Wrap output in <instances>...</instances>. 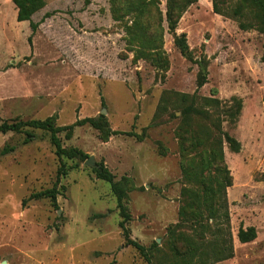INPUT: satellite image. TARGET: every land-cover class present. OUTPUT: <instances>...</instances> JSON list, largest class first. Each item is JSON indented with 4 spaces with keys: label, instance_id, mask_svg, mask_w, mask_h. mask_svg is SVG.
<instances>
[{
    "label": "rangeland",
    "instance_id": "1",
    "mask_svg": "<svg viewBox=\"0 0 264 264\" xmlns=\"http://www.w3.org/2000/svg\"><path fill=\"white\" fill-rule=\"evenodd\" d=\"M166 7L167 0H45L31 16L38 24L32 33L29 21L16 20L12 0H0V124L51 117L60 127L91 117L125 132L106 136L84 124L68 138L57 133L63 147L82 150L93 164L88 157L58 158L44 130L24 125L0 133V264H147L125 245L115 196L92 170L100 162L126 190L129 236L150 249L152 264H174L175 249L187 247L192 264H264L258 8L242 0H197L172 31ZM180 33L187 53L174 43ZM201 66L206 82L197 88ZM196 109L213 112L211 121L183 113ZM223 112L239 114L232 121ZM217 119L239 142L238 152L212 125ZM24 130L34 139L24 143ZM218 137L230 181L227 227L209 216L220 204L224 172L212 159L205 185L196 175L200 152ZM62 163L67 173L56 186V205L48 198L23 204L53 186ZM248 226L257 236L241 243L237 231ZM228 231L233 257L214 263Z\"/></svg>",
    "mask_w": 264,
    "mask_h": 264
},
{
    "label": "trees",
    "instance_id": "2",
    "mask_svg": "<svg viewBox=\"0 0 264 264\" xmlns=\"http://www.w3.org/2000/svg\"><path fill=\"white\" fill-rule=\"evenodd\" d=\"M242 1H249L253 5H255L258 8V16L259 21L263 27L264 31V0H242ZM13 4L16 7V20L17 21H29L30 23V29L33 33L35 29L37 28V23H33L31 21V16L38 11L39 9L43 8L45 5V0H12ZM197 2V0H167V7H166V20L168 23V28L172 31L175 30L177 22L179 18L181 17L182 13L186 10V8L190 5ZM213 9L215 12L216 6L213 2ZM239 10V9H238ZM238 10H235V14L238 13ZM47 16V14H45ZM239 27L241 29H247V26L243 23H239ZM30 39V38H29ZM175 45L180 49L182 53L188 52V45L186 41V34L180 33L179 35L175 36L174 38ZM263 52H264V44H263ZM264 61V56L262 57ZM206 82V69L205 66H201L198 77H197V83L196 86L201 87ZM209 101L216 102L218 101L217 98H208ZM186 116L190 114H195L205 120L211 121L213 112H206L205 110L196 109V112H183ZM227 117H229L232 121L237 117L239 112H223ZM100 119H103L104 116L102 114L99 115ZM88 124L91 127H94L101 131L103 135L108 134H119V133H125L120 132L116 130H109L108 128H103L101 122L97 119L91 118V117H85L79 120H76L73 124L69 126H54L52 123L51 117L46 118L44 120H29L25 122H16V123H2L0 124V133H4L6 131H21L22 126L28 125L32 126L37 129L44 130L48 133V140L51 143V145L54 148L55 155L58 158H67V159H86L88 156L80 149L76 147H69L65 148L62 146L60 138L57 136V133L60 131H66L65 136L68 138L70 137V133L74 126L76 125H84ZM212 125L218 130V132L222 131L220 128V122L219 120H212ZM132 132H126V134H131ZM222 134L224 136L225 141L227 142L229 148L233 152H238L240 150V144L239 142L229 135L227 132H223ZM24 139L23 142L27 143L30 142L32 139H34V133L32 131L24 130ZM222 141L218 138H214V141H212L210 145L209 150H202L200 152V165L198 166V170L196 172V175L198 177V180L202 185H205V173L207 170V167L212 163V159H214V163L216 161L218 165V169H220V173L224 172V174L220 177L222 180H218L217 183V189H218V199L216 198V201H219L220 204H218V207L216 209L209 208V216L212 218H218L224 219V225L227 227V221L229 222L228 213L226 210V194H225V187L230 185L229 176L227 173V168L225 166L224 162V156H223V150L221 147ZM13 147L9 148H3L2 152L7 153L9 151H12ZM92 170L96 176V178L102 179L109 183L111 192L115 196L116 200V206L119 210V214L121 216V220L118 222V226L122 231L123 238L125 241V245H130L134 247L137 252L144 258L147 264H152L151 262V252L150 249L138 241L130 238L129 236V230L126 226V222L129 219V214L127 212L126 206L124 204V199L126 198V190L118 184V182L115 181L114 175L107 169V167L103 163H96L92 166ZM67 173V169L65 168L64 164L62 163L57 171L56 180L51 188H47L38 192L31 193L26 199L23 200V204L26 200L29 199H36V198H48L52 205H56V196L58 194V191L56 189V186L59 184L60 177L62 175H65ZM183 176L187 179L191 178V171L189 167L183 168ZM211 198V197H210ZM212 198H214L212 196ZM222 210V212H220ZM237 239L241 243H247L252 240H254L257 236V231L254 226H248L246 228L239 227L237 231ZM155 246V243H153V247ZM194 252L189 248H185L184 250H181L179 252L177 249H175L174 257H177L174 264H192V261L190 260L193 257ZM215 258V262L217 263L222 260L229 259L233 257V247L231 244V235L229 234V231L226 235V240L223 241V247H218L215 251V255L213 256Z\"/></svg>",
    "mask_w": 264,
    "mask_h": 264
},
{
    "label": "water",
    "instance_id": "3",
    "mask_svg": "<svg viewBox=\"0 0 264 264\" xmlns=\"http://www.w3.org/2000/svg\"><path fill=\"white\" fill-rule=\"evenodd\" d=\"M86 162L89 163V164H93L92 159H91V156H88Z\"/></svg>",
    "mask_w": 264,
    "mask_h": 264
}]
</instances>
